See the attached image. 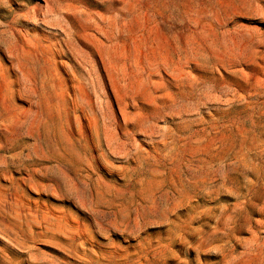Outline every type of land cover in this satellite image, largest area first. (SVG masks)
<instances>
[{
	"label": "rangeland",
	"instance_id": "obj_1",
	"mask_svg": "<svg viewBox=\"0 0 264 264\" xmlns=\"http://www.w3.org/2000/svg\"><path fill=\"white\" fill-rule=\"evenodd\" d=\"M0 264H264V0H0Z\"/></svg>",
	"mask_w": 264,
	"mask_h": 264
}]
</instances>
